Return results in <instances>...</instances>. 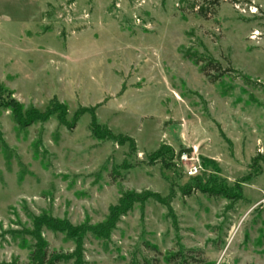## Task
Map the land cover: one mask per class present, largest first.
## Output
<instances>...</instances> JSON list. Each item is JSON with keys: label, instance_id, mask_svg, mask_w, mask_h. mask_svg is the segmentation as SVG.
Returning <instances> with one entry per match:
<instances>
[{"label": "rangeland", "instance_id": "1", "mask_svg": "<svg viewBox=\"0 0 264 264\" xmlns=\"http://www.w3.org/2000/svg\"><path fill=\"white\" fill-rule=\"evenodd\" d=\"M193 1L0 0V264H264V0Z\"/></svg>", "mask_w": 264, "mask_h": 264}, {"label": "trees", "instance_id": "2", "mask_svg": "<svg viewBox=\"0 0 264 264\" xmlns=\"http://www.w3.org/2000/svg\"><path fill=\"white\" fill-rule=\"evenodd\" d=\"M220 0H194L193 1V10H195V13L204 18L207 19L209 16H215L216 15V7L219 6ZM199 4H202L200 6ZM197 9V10H196ZM203 72H209V71H216V72H222L221 67L219 64H213L209 63L207 67H205ZM225 75L224 72L220 73L217 77H214L212 79V82H217L220 78H222ZM16 122L21 124H26V126H29L30 124L38 121H44L45 115L44 114H30V112H27L26 114L22 112H16L15 114ZM30 123H27V122ZM64 126H67L64 121H61ZM69 130H72L74 127H68ZM174 257H172L170 261L173 260ZM71 259V258H70ZM69 259V260H70ZM68 262V259L66 257H63L56 253H50L47 246L45 247L43 244L39 246L37 249L33 251L31 254L30 262L28 264H66Z\"/></svg>", "mask_w": 264, "mask_h": 264}, {"label": "built area", "instance_id": "3", "mask_svg": "<svg viewBox=\"0 0 264 264\" xmlns=\"http://www.w3.org/2000/svg\"><path fill=\"white\" fill-rule=\"evenodd\" d=\"M197 172V167H193L189 169V175L193 176Z\"/></svg>", "mask_w": 264, "mask_h": 264}]
</instances>
